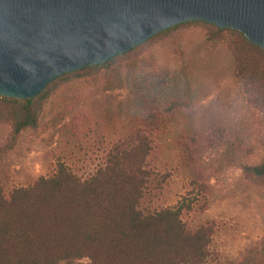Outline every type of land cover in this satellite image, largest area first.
<instances>
[{"label":"rangeland","instance_id":"1","mask_svg":"<svg viewBox=\"0 0 264 264\" xmlns=\"http://www.w3.org/2000/svg\"><path fill=\"white\" fill-rule=\"evenodd\" d=\"M211 30L204 23H184L107 67L58 81L39 127L27 130L13 152L0 155V184L6 190L28 185L51 174L58 157L87 175L99 138L125 132L140 110L177 102L181 106L160 136L157 163L170 176L159 205H185L190 228L216 220L214 248L225 264L259 245L261 260L264 178L247 181L244 167L264 162V100H248L229 34L209 39ZM80 113L85 121L78 127ZM8 132L0 124V147Z\"/></svg>","mask_w":264,"mask_h":264},{"label":"trees","instance_id":"2","mask_svg":"<svg viewBox=\"0 0 264 264\" xmlns=\"http://www.w3.org/2000/svg\"><path fill=\"white\" fill-rule=\"evenodd\" d=\"M190 23L212 27L209 39L229 34L227 42L247 98L252 104L262 102L264 49L237 30ZM119 57L61 76L33 99L0 95V124L9 128L0 155L13 152L27 130L39 127L44 104L58 81L107 67ZM180 106L166 101L140 110L125 132L107 141L99 138L87 175L58 157L51 174L39 175L28 185L6 190L0 184V264H225L214 248L220 228L216 220L190 228L185 205H159L170 176L157 163L160 136ZM84 121L80 113L76 125ZM244 178L262 180L264 162L245 165ZM259 246L230 264H264V257L257 258Z\"/></svg>","mask_w":264,"mask_h":264},{"label":"water","instance_id":"3","mask_svg":"<svg viewBox=\"0 0 264 264\" xmlns=\"http://www.w3.org/2000/svg\"><path fill=\"white\" fill-rule=\"evenodd\" d=\"M192 21L264 49V0H0V95L33 99L61 76Z\"/></svg>","mask_w":264,"mask_h":264}]
</instances>
